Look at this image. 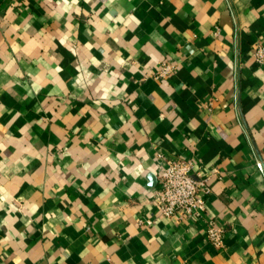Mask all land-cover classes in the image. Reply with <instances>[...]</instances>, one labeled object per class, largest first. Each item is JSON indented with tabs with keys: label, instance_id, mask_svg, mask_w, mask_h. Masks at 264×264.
<instances>
[{
	"label": "crops",
	"instance_id": "obj_1",
	"mask_svg": "<svg viewBox=\"0 0 264 264\" xmlns=\"http://www.w3.org/2000/svg\"><path fill=\"white\" fill-rule=\"evenodd\" d=\"M261 41L264 0H0V264H264ZM176 157L198 220L160 215Z\"/></svg>",
	"mask_w": 264,
	"mask_h": 264
},
{
	"label": "built area",
	"instance_id": "obj_2",
	"mask_svg": "<svg viewBox=\"0 0 264 264\" xmlns=\"http://www.w3.org/2000/svg\"><path fill=\"white\" fill-rule=\"evenodd\" d=\"M21 3L22 0H17ZM253 56L264 64V42L257 43ZM175 65L162 61L156 72L157 77H166L173 73ZM212 187L209 177L196 169L194 159L187 157L168 158L159 175V187L156 201L160 215L171 219L198 220L204 217L207 209V197ZM157 217H149L142 222L152 224ZM206 232L210 240L221 247L224 245L225 229L215 219L209 218Z\"/></svg>",
	"mask_w": 264,
	"mask_h": 264
}]
</instances>
